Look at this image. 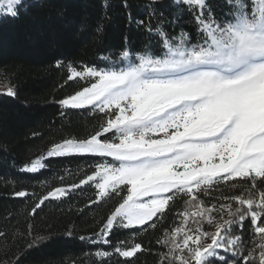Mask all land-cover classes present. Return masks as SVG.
Returning <instances> with one entry per match:
<instances>
[{
  "label": "snow or ice",
  "instance_id": "snow-or-ice-1",
  "mask_svg": "<svg viewBox=\"0 0 264 264\" xmlns=\"http://www.w3.org/2000/svg\"><path fill=\"white\" fill-rule=\"evenodd\" d=\"M41 6L32 0H0V18L18 19ZM121 6L129 8L128 0H121ZM103 7L107 18L109 0H103ZM147 7V20L127 13L129 25L147 33L141 50H133L126 35L111 66H65L67 81L90 86L58 103L105 113L99 130L54 144L20 171L36 173L46 167L45 157L71 154L112 161L96 164L92 174L68 188L39 197L30 214L50 198L89 182L97 190L90 205L126 191L98 231L79 239L111 248L98 250L96 257L118 256L131 264L138 253L151 249L134 236L113 244V230H155L180 197L184 206L175 213L178 223L156 239L163 249L155 253L156 264H264V189L257 188L258 182L264 185V0H149ZM162 7L171 9L168 16ZM185 13L194 32L181 25ZM102 31L98 25L96 32ZM5 81L0 95L15 97V88ZM221 185L239 194L226 195ZM213 189L220 194L206 204L201 197L211 196ZM13 195L30 198L35 193ZM246 220L251 225L247 239ZM46 239L33 236L24 251ZM14 264H21L19 256Z\"/></svg>",
  "mask_w": 264,
  "mask_h": 264
},
{
  "label": "trees",
  "instance_id": "trees-1",
  "mask_svg": "<svg viewBox=\"0 0 264 264\" xmlns=\"http://www.w3.org/2000/svg\"><path fill=\"white\" fill-rule=\"evenodd\" d=\"M32 2L42 6L32 8L30 14H21L18 19L0 18V84L3 86L7 77V83L17 93L15 97L0 95V231L6 234L0 237V264H14L17 256L21 264H103L104 260L107 264H124L123 257H96L98 250L111 251V248L81 241L79 237H90L98 231L104 219L127 195L126 191H120L119 195L113 193L90 205L89 202L96 199L97 190L89 182L59 199L50 198L35 215L30 214L39 197L55 188H68L78 183L92 174L96 164L111 162L110 157L75 154L45 157L46 167L36 173L20 169L56 143L68 138L85 139L99 130L105 122V113L92 106L70 109L58 103L90 85L83 80L67 81L65 66L71 64L78 69L82 65L111 66L118 60L126 35L132 49L141 50L147 33L135 24L129 25L127 13L135 19L147 20L149 0H128L130 7L127 9L121 6V0H109L107 18L103 0ZM159 10L165 16L171 11L164 7ZM152 23L156 24L155 18ZM98 25H103L101 33L96 32ZM181 25L194 32L187 13ZM168 31L172 33L171 29ZM58 60L63 62L61 67L56 66ZM105 136L110 138L111 133ZM220 187L226 195L240 191L224 185ZM257 188L264 189V185L258 182ZM20 190L35 193V196L15 197L13 192ZM219 194L213 189L211 196L201 199L206 204L214 203L213 196ZM183 206V200L177 197L155 230L135 234V230L114 229L109 239L115 244L134 236L136 242L151 251L138 253L131 264H156L155 253L163 250L156 239L163 229L178 223L175 213ZM29 226L31 236L28 235ZM245 226L248 231L244 238L247 239L250 220L245 221ZM69 230L73 232L71 237L65 235ZM236 232L240 234L239 229ZM33 236L47 239L24 251Z\"/></svg>",
  "mask_w": 264,
  "mask_h": 264
},
{
  "label": "rangeland",
  "instance_id": "rangeland-1",
  "mask_svg": "<svg viewBox=\"0 0 264 264\" xmlns=\"http://www.w3.org/2000/svg\"><path fill=\"white\" fill-rule=\"evenodd\" d=\"M101 69H103V68H101ZM0 86H2L1 84H0ZM90 86V85H89ZM111 158V157H110ZM112 159V158H111ZM44 162V161H43ZM207 227V226H206Z\"/></svg>",
  "mask_w": 264,
  "mask_h": 264
}]
</instances>
